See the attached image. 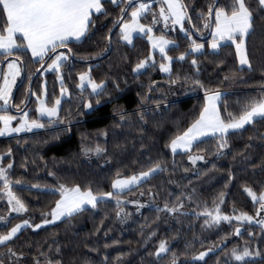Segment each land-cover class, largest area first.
Returning <instances> with one entry per match:
<instances>
[{
	"label": "trees",
	"instance_id": "16d2710c",
	"mask_svg": "<svg viewBox=\"0 0 264 264\" xmlns=\"http://www.w3.org/2000/svg\"><path fill=\"white\" fill-rule=\"evenodd\" d=\"M206 2L207 0H195L194 6ZM252 2L254 3V0ZM105 9L109 15H101L96 19L91 38L82 45H71L75 53L71 61L73 67L66 65L62 69L65 73V84L72 95L62 99L61 118L68 117L71 131H64L68 120H65L64 124H49L48 120L41 119L46 125L41 132L0 140V154H5L9 148L12 150L11 160L5 157V165L12 162V178L22 181V184L13 190L29 207L28 213L15 219L10 218L11 223H20L25 218L30 219L33 225L42 223L41 213L49 211L58 199L43 188L44 185L54 186L56 183L54 178L48 175L49 172H55L62 182L79 183L82 187L90 184L94 192H107L112 191L111 183L118 171L121 176L138 173L147 167L149 159L164 161L167 171L157 174L148 183L121 197L145 205L139 210L134 203L124 205L125 211L130 213L126 222L117 218L115 201H109L98 205L96 209H90L43 229H25L15 247L19 248L26 243L32 245L31 248L23 249L29 258V264L31 257L38 255L37 248L45 252L52 248L53 252L48 254L61 259L62 264H101L104 256L109 258L108 264H150L155 257L149 253L155 250L161 239L168 241L171 250L179 256L181 264H185L186 260L191 261V254L207 250L214 245L216 251L206 257L207 264H216L217 260L224 264L227 258L220 249L227 251L233 247L242 248L246 241L253 249L258 247L264 257V232H261L260 226L244 225L241 229L242 235L238 237L234 235V228L240 225L234 221L232 224L222 222L208 228L204 225L202 216L199 219L194 215L174 217L156 211V206L162 207L166 201L173 202L176 196L184 193L185 196L191 195L193 200H185L183 211L199 212L203 210L204 204L212 208L213 201L219 193L224 192L225 202L221 206L223 214L232 215L233 208L237 213L254 214L253 204L250 197L244 193L243 186L248 185L257 191L264 186V122L249 125L240 134L230 135L231 147L222 158L214 155L216 141L206 139L199 145L200 154L205 156V161H198L195 173L187 154L179 153L173 156L165 145L176 133L177 128H186L190 124L192 117L204 103L203 91L183 79L170 85L168 76L158 70H148L144 75L135 76L132 68L138 59L145 58L151 52L146 38L135 39V48L125 46L116 42L115 33L118 28H115L110 51L102 53V49L106 47L104 37L119 13V9L107 3ZM150 20L149 17L142 22L150 23ZM157 32L161 34L160 31ZM204 35L207 40L198 39V42L207 46L210 37L207 32ZM169 37L179 45L178 49L169 51V55L174 59V74L198 78L209 88H219L221 92L226 93L223 100L228 111L238 114L245 98L259 94L260 85L264 83V38L259 32L248 45L249 58L255 70L249 72L245 69L239 72L235 82L224 80L225 75H231L232 71L239 68L234 46L222 48L217 54L206 50L203 55H193L185 61L177 62L176 58L188 49L189 43L185 36L179 33ZM81 57H88V61L85 62ZM192 58L197 59L200 66L198 77L190 63ZM156 59L160 60L158 54ZM23 60L27 69L14 91L13 103L21 104L28 87L26 77L32 74V89L38 94L43 83L47 82L51 104L60 95L56 73L41 76L35 71L39 65L33 63L29 55H24ZM88 63L93 66V78L97 81L108 78L109 93L101 98L99 105L94 104V110L83 107L78 99L79 92L76 87L78 74L87 70ZM113 82L119 83L120 91L114 88ZM151 82H157L158 90L150 93L148 100L141 107L140 97L147 92ZM120 107L129 114L138 108L146 111L148 123L143 126V130L137 116L129 117L132 121L130 126H117L119 117L114 110ZM35 108L33 97L26 109L32 110L30 119L38 118ZM103 131L108 132L106 140L101 135ZM54 136L59 138L54 139ZM82 138L85 145L93 146L99 143L105 146V156H85L81 150ZM249 144L250 148L247 147ZM195 151L197 150L194 149V153ZM239 153H244L249 160L243 161ZM254 165L257 167H253ZM185 168L188 169L187 172L184 171ZM230 173L234 179L229 183ZM34 184L41 185V188H32L31 185ZM141 192L144 194L141 195ZM151 193L157 194L154 200L150 199ZM0 216H7V205L2 201ZM0 231H4V226L0 227ZM152 231L156 232V236L148 240ZM189 243L193 245L190 249L187 248ZM105 244L110 247H104ZM57 248L60 249L58 255L54 251ZM40 259L43 260V257ZM255 261L260 264L261 257H255ZM229 264L234 262L229 261Z\"/></svg>",
	"mask_w": 264,
	"mask_h": 264
},
{
	"label": "snow or ice",
	"instance_id": "6c2138e0",
	"mask_svg": "<svg viewBox=\"0 0 264 264\" xmlns=\"http://www.w3.org/2000/svg\"><path fill=\"white\" fill-rule=\"evenodd\" d=\"M106 3L119 9V13L104 37L106 47L102 49V53L110 51L115 28H118L115 33L116 42L125 46L135 48V39L146 38L151 46V52L145 58L138 59L132 68L135 76L144 75L148 70H158L167 74L170 85L177 84L183 79L185 82H190L194 88L203 91L204 103L194 114L190 124L186 128H177L176 133L165 145L173 156L178 151L187 154L193 166L198 161H205V156L200 154L199 145L204 143L206 138H211L216 141L214 155L222 158L227 154L226 150L231 147L230 135L240 134L247 125L254 126L258 122H264V83L260 85L257 96L245 98L242 103L237 101L241 103V108L238 114H234L227 110V104L223 100L226 93L221 92L219 88H209L198 78L188 75L181 77L174 74V59L169 55V51L178 49L179 45L169 40L164 33V30H179L184 33L189 43L188 49L176 58L177 62L185 61L194 54H204L205 44L198 42V39L207 40L205 32L210 37L209 47L212 54H217L222 48L234 46L239 68L232 71L231 75H225L224 80L235 82L239 72L245 69L249 72L255 70L249 58L248 45L253 42L258 32L264 38V0H254V3L252 0H207L200 6H194L195 0H0V137L45 128L46 125L41 122V118L46 117L49 124H64L65 120H68V117L61 118V101L70 98L72 94L65 84V73L62 69L66 65L73 67L71 61L75 53L71 45H82L87 42L91 38L92 29L96 26V19L101 15L105 17L109 15L105 9ZM153 5L156 7L154 8ZM149 17L151 18L150 23L142 22L148 20ZM186 23L189 27H185ZM160 25H162V29H159L161 34L157 35ZM157 52L160 56L159 61L156 59ZM100 54L97 53V55ZM24 55H29L32 62L39 65L35 71L41 76L49 71L56 73L60 84V95L51 104L48 98L47 82H44L38 94L32 89V74L26 77L28 87L21 104L13 103V91L17 87V81L27 69L23 60ZM81 59L88 61V57H81ZM190 63L198 77L200 66L197 59L192 58ZM220 63L222 64L223 61ZM92 72L93 66L88 63L87 70L78 74L76 84L79 92L78 99L88 110H94V104L99 105L101 98L109 93L108 78L97 81L93 78ZM68 75L70 76L71 73ZM156 83L151 82L147 92L140 97L141 107L148 100L150 93L158 90ZM113 86L120 91L119 83L113 82ZM33 97L38 105L36 111L39 117L37 119H30L29 111L26 110ZM159 106L157 102V107ZM13 108L18 115L11 114L10 110ZM114 112L119 117L117 126H130L132 123L130 116L138 117L141 130L148 123L146 111L140 108L131 114L122 107L115 109ZM14 121H16V126H13ZM64 131H71L70 120ZM101 135L106 140L108 132L103 131ZM58 138L54 136V139ZM247 147L250 148L251 144ZM194 149L197 150L195 153ZM81 150L89 158L103 157L107 153L105 146L99 143L93 146L85 145L83 138ZM239 155L243 161L249 160L244 153H239ZM5 157L11 160L12 150L10 148L5 154H0V198L5 199L7 205V217L0 216V223L4 224V231H0V249H2L0 264H29V258L23 249L31 248L32 245L26 243L19 248L15 247L23 230L31 228L35 231L45 225L69 220L90 209H96L102 203L115 201L117 218L121 222H126L130 213L125 211V204L134 203L138 210L144 208L145 205L139 201H125L121 197L148 183L157 174L167 171L164 161L149 159L147 167L138 173L121 176L118 171L111 183L112 191L107 192H94L90 184L82 187L79 183L62 182L55 172H49L48 175L53 177L56 183L54 186L44 185L43 188L48 194L58 197L54 206L49 211L41 213L42 223L33 225L30 219L25 218L20 223L12 225L8 217L18 218L20 214L28 213L29 207L13 190L17 185H21L22 181L12 178L11 171L14 165L12 162L5 165ZM213 168H215L214 164ZM184 171L187 172L188 169L185 168ZM229 176L230 183L234 177L231 173ZM31 187L40 189L41 185L34 184ZM243 191L250 197L254 214L237 213L235 208H233L232 215L223 214L221 206L225 202L224 192L219 193L213 201L212 208L204 204L203 210L199 212L183 211L185 200L188 202L193 200L191 195L185 196L184 193L176 196L173 202L166 201L162 207L156 206V211L174 217L194 215L199 219L202 216L204 225L208 228L217 226L222 221L229 224L236 221L249 226L259 225L261 232H264V186L257 191L244 185ZM156 195V193H151L150 199L154 200ZM169 195L171 196V193ZM13 213L16 217H12ZM234 235L238 237L242 235L240 227L234 228ZM249 235L254 236L252 233ZM155 236L156 232L152 231L147 239L151 240ZM201 246L203 247L202 242ZM104 247L107 248L110 245L105 244ZM192 247L191 243L187 245L189 249ZM215 247L214 245L207 250L191 254V261L186 260L185 264L199 261L207 264L205 258L215 250ZM36 251L38 255L31 257V264H62L61 259L53 258L48 254L53 252L52 248H49L48 252L40 248ZM54 251L57 255L60 253L59 248ZM220 251L227 258L224 264H229V261L234 264H256L255 257H261L260 264H264L261 250L258 247L253 249L247 241L242 248L233 247L227 251L221 248ZM149 255L155 257L150 264H181L179 256L171 250L165 239H161ZM185 255H188L187 251ZM40 257H43V260ZM108 260L109 258L104 256L101 264H108ZM216 264H220V261L217 260Z\"/></svg>",
	"mask_w": 264,
	"mask_h": 264
},
{
	"label": "rangeland",
	"instance_id": "374dc122",
	"mask_svg": "<svg viewBox=\"0 0 264 264\" xmlns=\"http://www.w3.org/2000/svg\"><path fill=\"white\" fill-rule=\"evenodd\" d=\"M185 27H188V25H187V23L185 24ZM159 29H162V25H160V26H158V30L157 31H160ZM164 33L166 34V36H167V38L169 39V40H172V41H174L172 38H170L169 37V35H171V34H173V35H175V34H182V35H184V33H182V32H180L179 30H176V31H168V30H164ZM157 35H160L159 34V32H157L156 33ZM175 42V41H174ZM149 43V42H148ZM175 44H176V42H175ZM150 45V44H149ZM150 50H151V46H150ZM206 50H208L209 52H212V50H211V48L209 47V45H207V46H205V49H204V52L206 51ZM156 54H158L159 55V53L157 52ZM194 55H198V54H194ZM54 72H51V71H49V72H47V73H45L43 76H46V75H49V74H53ZM163 75H165V76H167V74H165V73H162ZM21 80H22V76L20 77V79L17 81V85L21 82ZM58 82H59V80H58ZM44 84V83H43ZM14 91H15V89H14ZM14 91H13V94H14ZM61 103H62V101H61ZM37 107H38V105L36 104V108H35V111H36V109H37ZM29 111V115H30V113H31V109H29L28 110ZM10 112H11V114L12 115H18V114H15V113H17L16 112V110H10ZM36 113H37V116L39 117V113L36 111ZM41 119H45V120H47V118L45 117V118H41ZM13 126H16V121H14L13 122ZM249 125H247L246 127H248ZM245 127V128H246ZM44 128H42V129H33L31 132H22V133H13L11 136H2V137H0V140H2V139H7V138H12V137H19V136H23V135H29V134H33V133H38V132H41L42 130H43ZM206 139H210V138H206ZM205 139V140H206ZM197 165H198V162H197V164L196 165H194V171H195V173H196V171H197ZM123 200H125V201H129V202H132L133 200L132 199H123ZM0 201H2L3 203H5L6 204V200L5 199H3V198H0ZM128 204H133V203H127V204H125V205H128ZM25 214V213H24ZM24 214H20V216H22V215H24ZM12 216H16V214L15 213H13L12 214ZM7 217V216H6ZM9 219L11 218V217H8ZM58 222H60V221H58ZM57 222V223H58ZM222 222H224V221H222ZM221 222V223H222ZM234 222H236V221H234ZM236 223H238V222H236ZM240 226V228L242 229V226H244V225H247V224H245V223H238ZM51 225H54V224H49V225H45L44 227H42L41 229H43V228H45V227H48V226H51ZM2 226H4V224L3 223H0V227H2ZM256 226H259V225H256ZM40 230V229H39ZM216 250H214L212 253H214ZM212 253H210L209 255H211ZM206 259V258H205Z\"/></svg>",
	"mask_w": 264,
	"mask_h": 264
},
{
	"label": "crops",
	"instance_id": "0c3cea01",
	"mask_svg": "<svg viewBox=\"0 0 264 264\" xmlns=\"http://www.w3.org/2000/svg\"><path fill=\"white\" fill-rule=\"evenodd\" d=\"M179 153H182V152L178 151L177 154H179Z\"/></svg>",
	"mask_w": 264,
	"mask_h": 264
}]
</instances>
